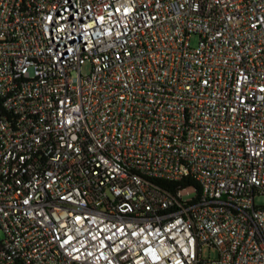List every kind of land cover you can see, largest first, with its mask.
I'll return each instance as SVG.
<instances>
[{
    "label": "built area",
    "instance_id": "obj_1",
    "mask_svg": "<svg viewBox=\"0 0 264 264\" xmlns=\"http://www.w3.org/2000/svg\"><path fill=\"white\" fill-rule=\"evenodd\" d=\"M257 197L264 0H0V264H264Z\"/></svg>",
    "mask_w": 264,
    "mask_h": 264
},
{
    "label": "rangeland",
    "instance_id": "obj_2",
    "mask_svg": "<svg viewBox=\"0 0 264 264\" xmlns=\"http://www.w3.org/2000/svg\"><path fill=\"white\" fill-rule=\"evenodd\" d=\"M195 42H196V40H194L193 43H195ZM90 69H91V68H90V65H86V66H84V68H83V74H84V75L89 74ZM195 195H196V192H195V190H193V189H189V190H187V191L184 192V197H185V198H191V197H193V196H195ZM256 203H257L258 205H264V197H257V198H256ZM202 257H203L204 259L214 258V257H216V251H215V250H209V249H207V248H204V249H203V252H202Z\"/></svg>",
    "mask_w": 264,
    "mask_h": 264
},
{
    "label": "trees",
    "instance_id": "obj_3",
    "mask_svg": "<svg viewBox=\"0 0 264 264\" xmlns=\"http://www.w3.org/2000/svg\"><path fill=\"white\" fill-rule=\"evenodd\" d=\"M157 182L159 184H161L166 189H169L170 187L181 188V189H184L187 187H193L199 191L198 185L194 182H190V180H187V181L185 180L184 182H178V183H174V184L167 182V181H163V180H157Z\"/></svg>",
    "mask_w": 264,
    "mask_h": 264
}]
</instances>
